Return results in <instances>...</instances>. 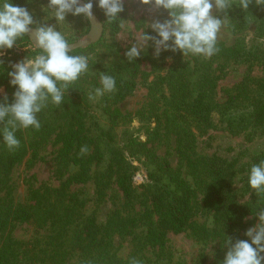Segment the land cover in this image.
Wrapping results in <instances>:
<instances>
[{"label":"rangeland","instance_id":"obj_1","mask_svg":"<svg viewBox=\"0 0 264 264\" xmlns=\"http://www.w3.org/2000/svg\"><path fill=\"white\" fill-rule=\"evenodd\" d=\"M10 2L28 9L34 19L33 28L54 25L57 31L66 34L70 44L85 41L90 31V22L83 16L68 14L64 23L58 24L55 18H51V10L46 9L48 0ZM124 8V27H120V32L113 37L107 34L118 45L120 52L117 57L107 55L105 61H113L115 57L118 61H128L125 52L144 32L156 35L150 27L152 22L169 19L166 10L157 11L151 6L141 5L139 0H124ZM232 14L236 15L235 19H232ZM213 15L223 18V14L215 10ZM227 15L229 19L218 33L217 43L239 47L245 55L241 59L225 62L213 56L207 59L191 54L183 56L180 51H161L156 57L150 41L141 51L132 95L118 104L112 101L105 109L99 104L101 97L94 102L89 100L90 115L86 122L91 130L90 137L97 140L96 143L105 144L106 136L103 142L98 141L103 131L106 135L114 134L115 141L127 149L128 161L134 170L132 198L125 197L118 188L116 174L110 186L100 194L97 184L100 166L96 164L90 166L84 183L71 182V177L81 169L60 159L61 144L56 134L40 146L35 160H32L30 152L19 163L0 162V203L10 202L28 210L35 207V218L17 222L3 235L0 233V245L9 247L2 264H94V261L95 264H105L106 260L98 259L95 247L87 248V243L83 242L70 244L73 241L71 237L76 236L75 232L86 229L91 220L100 229L97 233L100 239L103 228L110 221L112 225L115 220L125 222L128 219L135 225L130 232L109 228L111 232L106 249L114 260L107 264H130L133 258L141 264H222L227 252L223 246L226 237H231L233 242L248 239L246 230L258 223L255 215L245 217L233 235L214 233L215 213L206 207L203 193L197 190L195 183L197 173L194 174L188 164L190 154L197 159L215 161L209 163L219 164L231 175L228 194L232 202L245 207L255 200L256 194L248 185V175L253 164L264 160V124L255 126L252 122L256 107L264 103V42H261L264 41V31L261 30L264 28V7L257 6L253 0L247 12L233 5ZM27 37L21 38L22 42L19 40L12 49L4 50L0 57L16 60L15 63L25 59L29 55L28 50L33 52L36 49L31 38ZM28 42L31 45L25 46ZM84 53L89 57L95 56L88 50ZM198 62H211V77L218 79L211 89L201 88L198 75L190 72L189 80L183 82L184 88H180L187 96L177 103H190L203 96L211 98L218 106L212 110L210 126L205 123L203 112L196 109L188 120L192 138L181 142V125H171L174 108L171 100L167 99L180 84L172 82L168 70L177 64H189L193 68ZM244 84L247 90L242 94L238 87ZM81 85L88 95L101 87L100 79L94 74L83 78ZM4 92L1 88L0 93ZM235 99L234 112L225 114L224 106ZM175 106L179 108L181 105ZM115 109L122 113L124 119L114 122L108 110ZM157 115H160L159 118ZM193 119L199 121L194 122ZM21 131L26 140L32 138L28 130ZM181 137L185 136L181 134ZM129 141L137 142L133 148L140 144L141 148L145 147L169 162L171 168L197 190L193 199L194 215L188 227L181 234L167 232L163 248L146 243L148 230L159 222L157 215L149 217L152 208L145 189L152 167L142 153L141 156L131 151ZM94 145H90L84 154H91ZM179 147L189 154L182 155ZM38 200L41 205H38ZM44 206L46 208H42Z\"/></svg>","mask_w":264,"mask_h":264},{"label":"trees","instance_id":"obj_2","mask_svg":"<svg viewBox=\"0 0 264 264\" xmlns=\"http://www.w3.org/2000/svg\"><path fill=\"white\" fill-rule=\"evenodd\" d=\"M93 12L101 21L104 26V34L99 43L91 45L87 49H78L72 51V55H86V50L90 53L94 52V57H90L89 60V72L81 77L75 84L70 86L68 92H65L64 102L60 107H56L51 103L48 107L42 110L38 114V119L42 125L39 131H35L31 128L27 129L32 138L26 140L21 129L16 132L17 138L20 140V147L15 151H9L3 142L2 135H0V162L9 161L11 164L19 163L24 157L32 152V160L37 158V151L40 146L47 141L52 134H56L57 141L61 144L59 151V157L64 162L73 164L80 167L81 171L71 177V182L84 183L87 180V174L90 171V166L93 164L99 165L97 184L99 186L100 194L103 193L106 187L111 184L112 177L116 174V185L121 189L127 198L133 196L132 178L134 176V170L132 165L128 161L127 149L120 146L115 140L114 134L103 133L99 136L98 141L104 140L106 136V143H96L97 140L90 137V128L87 125V118L90 115L89 111V99L88 94L84 87L81 85V80L89 74H94L96 78H99V73H107L116 79V91L114 93H105L101 97L100 103L102 108L105 109L112 101L116 104L123 102L128 96L132 95L136 83L134 81L137 74L140 57L135 61L129 63L128 61L116 60L120 52V48L113 42L112 38H108L117 35L120 32L119 24L125 17L126 10L120 13L119 20L108 23L107 18L104 15L103 10L98 7L97 0H93ZM236 15L232 14V19H235ZM88 23V22H87ZM264 25V18L262 20ZM89 26V25H88ZM264 31V28H261ZM22 39H28L27 36ZM22 42V40H20ZM30 46L28 42L24 44ZM22 46V45H20ZM15 47V46H14ZM219 52L213 55L214 59L228 62V60H239L243 57V51L235 47H227L222 43H217ZM99 51V54L97 53ZM28 56L34 57L39 54V49L28 50ZM98 54V55H97ZM107 55L116 56L113 61H105ZM27 56V57H28ZM87 56V55H86ZM245 56V55H244ZM164 57H162V60ZM16 60L8 59L7 57H0V89L4 88L5 92L0 93V102H3L5 96L8 98V103L13 102V93L15 87L10 84L9 72L13 71L12 65ZM211 62H198L192 68L189 64L176 65L168 70V75L172 78V82H178V85L169 98L173 106V114L175 115L171 121V125L180 126V139L181 142L191 139L193 133L189 130L188 124H190L189 117L194 115L197 111L203 112L205 123L212 125L211 117L212 110L218 106L217 103L212 102L211 98L199 97L190 103L178 104L179 100H185L184 91L180 88H184L183 82L189 80V73L193 72L198 75L199 85L205 88L212 87L215 80L218 77H211L210 70L212 68ZM246 83V82H244ZM242 94L246 93L247 86L241 85L238 87ZM183 96V97H182ZM236 99L226 106H224L225 114L234 112V103ZM175 105H181L177 108ZM110 117L117 122L119 119H124L122 113L115 109L113 111L108 110ZM164 114V113H163ZM160 115H157L159 118ZM180 121V122H179ZM194 122L199 121L193 119ZM252 122L255 126H261L264 124V103L261 106H257L252 114ZM158 128V127H157ZM183 134L185 137H181ZM185 139V140H184ZM130 140V139H128ZM188 141V140H187ZM103 142V141H102ZM180 142V144H181ZM137 142L129 141L131 151L135 154H143L147 164L152 167L149 171L148 184L145 186L146 193L150 198L152 213L150 216L157 215L159 222L157 225L151 227L148 230L146 236V243L151 247L165 246L164 236L167 232H173L174 234H181L188 227L193 215L194 205L193 199L195 192L198 190L203 193L204 203L206 207L214 211L215 213V230L217 235L226 234L233 235L235 231L241 225L242 220L249 215H256L259 210L257 201L260 199L256 196L255 200L248 206H240L237 203L232 202L231 196L228 194L230 188L231 175L223 169L219 164H210L209 162H215L207 159H197L190 154L188 164L190 169L194 170L195 183L197 190H194L189 182L181 176L178 171H174L169 162L161 159L148 151L145 147L141 148L140 144H137L136 148H133ZM192 142H190L191 144ZM95 144V145H94ZM90 145H94L95 148L91 154L81 153V148L86 146L87 149ZM182 155H187L186 151L180 149ZM190 151V150H189ZM142 156V155H141ZM196 158V159H192ZM204 162V163H203ZM0 203V233L3 235L8 228H11L17 222H27L31 218H35V207L28 210L23 207L13 206L11 203ZM264 205V201L260 202ZM38 205L41 202L38 200ZM42 208H46L45 206ZM36 220H40L37 219ZM94 221H89L88 227L77 231L76 236H72L70 244L87 243V248L95 247L98 251V259L100 261L106 260V263H110L114 260V257L109 254L106 247L108 244L107 237L110 236V230L119 229L124 232H130L135 226L131 220L126 219L125 222H119L115 220L112 225L109 224L104 227L102 239L97 237L99 228L93 224ZM106 239V241H105ZM6 246V247H5ZM8 246L5 244L0 245V264L5 259V252H8ZM7 248V249H6ZM102 249V250H101ZM96 261H94V264Z\"/></svg>","mask_w":264,"mask_h":264},{"label":"clouds","instance_id":"obj_3","mask_svg":"<svg viewBox=\"0 0 264 264\" xmlns=\"http://www.w3.org/2000/svg\"><path fill=\"white\" fill-rule=\"evenodd\" d=\"M108 23L119 20L124 11V0H97ZM141 5L151 6L155 10H166L169 19L161 22L154 20L150 25L156 35L143 36L133 43L125 56L129 63L140 57L151 41L154 54L159 57L161 51H180L183 56L198 55L210 58L219 52L218 33L229 19L227 13L233 5L247 12L253 0H139ZM255 4L264 7V0H255ZM51 18L58 24L64 23L66 16H83L93 20V0H48ZM223 14V18L213 15V11ZM124 27V21L119 20ZM34 19L26 7L14 6L10 0H0V54L12 49L26 35H31V42L39 54L12 65L9 72L10 84L15 87L13 102L8 103L7 96L0 102V135L9 151L20 147L16 136L19 129L39 131L42 127L38 114L51 103L60 107L64 102L65 92L89 72L90 57L72 55V46L65 33L57 31L54 25H37L33 29ZM264 42V41H261ZM101 87L89 92L88 99L96 101L105 93L116 91V79L99 73ZM87 147L81 148L85 153ZM248 185L260 198L256 212L258 223L246 230L248 239L226 237L223 246L227 252L222 264H264V160L253 164ZM130 264H141L133 258Z\"/></svg>","mask_w":264,"mask_h":264},{"label":"water","instance_id":"obj_4","mask_svg":"<svg viewBox=\"0 0 264 264\" xmlns=\"http://www.w3.org/2000/svg\"><path fill=\"white\" fill-rule=\"evenodd\" d=\"M84 2V0H82ZM93 20H89L91 28L90 31L85 39V41H79L77 43H72V51L78 50V49H84L87 47H90L91 45L99 43V41L102 39L104 34V26L101 23V21L98 19V17L93 12ZM34 29V28H33ZM31 38V35H27ZM32 39V38H31Z\"/></svg>","mask_w":264,"mask_h":264}]
</instances>
